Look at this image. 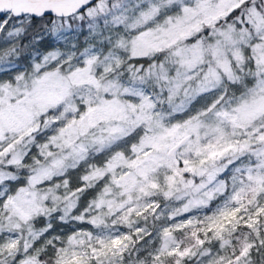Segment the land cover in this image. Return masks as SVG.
<instances>
[{
  "label": "snow or ice",
  "instance_id": "obj_1",
  "mask_svg": "<svg viewBox=\"0 0 264 264\" xmlns=\"http://www.w3.org/2000/svg\"><path fill=\"white\" fill-rule=\"evenodd\" d=\"M0 264H264V0H0Z\"/></svg>",
  "mask_w": 264,
  "mask_h": 264
}]
</instances>
